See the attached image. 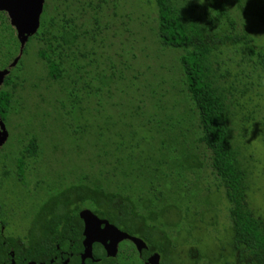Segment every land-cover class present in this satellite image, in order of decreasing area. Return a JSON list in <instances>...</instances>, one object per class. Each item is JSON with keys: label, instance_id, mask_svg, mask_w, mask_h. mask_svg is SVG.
Returning <instances> with one entry per match:
<instances>
[{"label": "rangeland", "instance_id": "rangeland-1", "mask_svg": "<svg viewBox=\"0 0 264 264\" xmlns=\"http://www.w3.org/2000/svg\"><path fill=\"white\" fill-rule=\"evenodd\" d=\"M45 3V14L56 18V26L64 18H74L80 38L66 52L61 82L47 78L46 66L38 58L41 44L37 40L26 44V52L18 53L22 68L19 99L5 125L0 124V199L16 211L8 232L14 234L18 225L28 228L45 200L70 185L75 176L91 173L92 164L100 169L99 162L111 161L112 156L104 158L106 152L118 155L133 150L139 154L145 179L138 178L137 185L158 181L151 178L154 167L149 169L152 164L146 166L147 162L165 163L164 174L178 172L177 164L190 154L191 162L200 166L184 175L183 186L170 184L164 197L162 218L178 224L174 235L178 258L183 264H194L189 258L194 248L202 253L198 264H237L229 246V204L210 168L209 153L197 142L196 111L183 93V50L161 45L155 0ZM230 3L236 33H248L264 49V27L243 19ZM252 91V103L257 104V87ZM260 105L249 152L250 163L256 167L257 192L250 195L252 206L264 216V101ZM33 136L40 152L37 159L28 160L27 184L23 185L16 182L14 165L23 141L25 145ZM163 140L169 146L164 151L158 148ZM117 146L125 151H116ZM8 164L11 178H2Z\"/></svg>", "mask_w": 264, "mask_h": 264}, {"label": "trees", "instance_id": "trees-1", "mask_svg": "<svg viewBox=\"0 0 264 264\" xmlns=\"http://www.w3.org/2000/svg\"><path fill=\"white\" fill-rule=\"evenodd\" d=\"M231 1L243 19L264 27V0ZM155 3L161 45L184 52L180 57L183 93L196 111L197 142L209 153L210 168L229 204L232 257L237 264H264V216L251 204L250 194L257 190L254 184L256 167L250 163L252 154L249 153L251 137L258 125L255 114L264 101V92H261L264 88V49L248 33H236L237 21L232 16L230 0H155ZM55 20L45 14L35 40L41 44L38 58L46 66L47 78L61 82L65 79L66 52L76 47L80 36L74 18H64L60 26H56ZM23 52H26V45ZM224 55H227L226 60ZM234 70H237L235 80L231 81L229 77ZM102 84L107 86L105 81ZM9 86L15 91L17 82L11 80ZM255 86L257 104L252 103L251 96ZM13 97L9 92H0L3 119L12 110ZM160 144L158 148L162 151L169 147L168 141ZM120 145L127 148L126 143ZM118 150L125 151L120 146L116 147ZM39 152L38 139L33 136L18 160L19 182L23 185L27 184L24 172L28 160L37 159ZM138 155L133 150L118 155L106 152L104 158L112 156L111 161L99 162L100 169H94L92 164L91 173L75 176L70 185L45 200L39 212L41 228L52 226L49 228L55 229L56 234L67 236L69 233L68 236L77 238L74 223L79 211L88 208L93 216L105 219L121 233L136 237L144 248L148 247L150 253L159 258V264H183L176 252L174 237L178 224H170L162 218L164 197L170 184L181 186L185 183L184 175L200 164L191 162L192 155L186 154L185 163L176 166L178 172L164 174L165 163L150 161L146 166L152 164L148 167H154L151 178L158 181L137 185L138 178L145 179ZM0 251L5 254L1 240ZM189 258L194 264L203 259L202 253L194 248L189 251ZM225 264L230 263L225 261Z\"/></svg>", "mask_w": 264, "mask_h": 264}, {"label": "flooded vegetation", "instance_id": "flooded-vegetation-1", "mask_svg": "<svg viewBox=\"0 0 264 264\" xmlns=\"http://www.w3.org/2000/svg\"><path fill=\"white\" fill-rule=\"evenodd\" d=\"M36 1L0 0V92L14 95L12 109L19 99L17 89L22 72L18 53L21 48L23 52V47L38 35L47 6L44 0L37 24L33 4ZM49 17L54 18L52 14ZM14 61L15 66L10 68ZM11 80L17 82L15 91L9 86ZM8 116L3 119L0 115V124L5 125ZM2 141L3 138L0 144ZM22 146L14 165L16 182L19 181L18 160L24 150V141ZM6 169L5 173L1 172V177L10 179L9 164ZM26 173L25 170V177ZM9 204L0 199V240L5 253L2 255L0 251V264H159L155 259L157 256L151 254L148 247L144 248L136 237H129L124 231L121 233L105 219L93 216L88 208L79 211L74 223L77 238L68 236L69 233L67 236L56 234L55 229H50L52 226L41 228L40 214L28 228L18 225L14 234L9 233L8 226L16 213Z\"/></svg>", "mask_w": 264, "mask_h": 264}, {"label": "water", "instance_id": "water-1", "mask_svg": "<svg viewBox=\"0 0 264 264\" xmlns=\"http://www.w3.org/2000/svg\"><path fill=\"white\" fill-rule=\"evenodd\" d=\"M34 4V14L36 15L37 19H36V22L37 24H39V17H40V14L42 12V9H43V4H44V0H37L36 2L33 3ZM34 30H36L34 28ZM20 52H22V48L20 49ZM19 52V53H20ZM16 64V61H14L11 65H10V68H12L13 66H15ZM125 236V235H124ZM158 262H159V258L156 257L155 258Z\"/></svg>", "mask_w": 264, "mask_h": 264}]
</instances>
